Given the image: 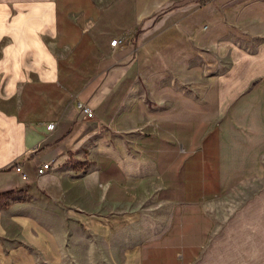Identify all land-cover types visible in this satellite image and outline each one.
<instances>
[{"label":"crops","instance_id":"0c3cea01","mask_svg":"<svg viewBox=\"0 0 264 264\" xmlns=\"http://www.w3.org/2000/svg\"><path fill=\"white\" fill-rule=\"evenodd\" d=\"M0 264H264V0H0Z\"/></svg>","mask_w":264,"mask_h":264},{"label":"built area","instance_id":"2783aa9c","mask_svg":"<svg viewBox=\"0 0 264 264\" xmlns=\"http://www.w3.org/2000/svg\"><path fill=\"white\" fill-rule=\"evenodd\" d=\"M118 40H114L111 42V46L112 47H115L117 44H118ZM78 108L79 110L86 116L87 119L89 120H93L95 118V115H94V112L86 105L80 103L78 104ZM55 125L54 124H51L47 127V130L48 131H52L54 129ZM35 152L34 151H31V154H33ZM49 165H52V163H45L43 164L39 169H38V175H39V172L41 171H44L45 168H47V166ZM18 171L21 173V178L22 180L24 181H28V177L26 176V174L24 172H22V169H19L18 168Z\"/></svg>","mask_w":264,"mask_h":264},{"label":"bare ground","instance_id":"6f19581e","mask_svg":"<svg viewBox=\"0 0 264 264\" xmlns=\"http://www.w3.org/2000/svg\"><path fill=\"white\" fill-rule=\"evenodd\" d=\"M50 170H51V166L49 165V166H47V168L44 169V171L39 172V175H44L47 172H49Z\"/></svg>","mask_w":264,"mask_h":264}]
</instances>
